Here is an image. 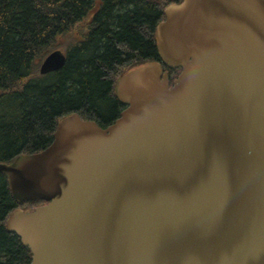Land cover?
<instances>
[{
    "label": "water",
    "instance_id": "water-1",
    "mask_svg": "<svg viewBox=\"0 0 264 264\" xmlns=\"http://www.w3.org/2000/svg\"><path fill=\"white\" fill-rule=\"evenodd\" d=\"M106 128L70 114L0 162L30 264H264V0H181ZM59 49L40 73L59 70ZM168 69H180L170 86Z\"/></svg>",
    "mask_w": 264,
    "mask_h": 264
},
{
    "label": "trees",
    "instance_id": "trees-1",
    "mask_svg": "<svg viewBox=\"0 0 264 264\" xmlns=\"http://www.w3.org/2000/svg\"><path fill=\"white\" fill-rule=\"evenodd\" d=\"M171 1L0 0V162L48 146L57 121L70 114L101 128L112 124L124 109L114 93L118 77L160 62L154 28ZM54 49L64 53V65L40 75ZM179 71L168 70L171 82ZM42 203L17 202L0 173V264H30L6 221L14 209Z\"/></svg>",
    "mask_w": 264,
    "mask_h": 264
},
{
    "label": "bare ground",
    "instance_id": "bare-ground-1",
    "mask_svg": "<svg viewBox=\"0 0 264 264\" xmlns=\"http://www.w3.org/2000/svg\"><path fill=\"white\" fill-rule=\"evenodd\" d=\"M38 71H39V74H40V75H46V74H48V73H51V72H48V73H45V74H41V73H40V65H39V69H38ZM52 72H54V71H52Z\"/></svg>",
    "mask_w": 264,
    "mask_h": 264
},
{
    "label": "flooded vegetation",
    "instance_id": "flooded-vegetation-1",
    "mask_svg": "<svg viewBox=\"0 0 264 264\" xmlns=\"http://www.w3.org/2000/svg\"><path fill=\"white\" fill-rule=\"evenodd\" d=\"M177 0H175V2H176ZM177 3V2H176Z\"/></svg>",
    "mask_w": 264,
    "mask_h": 264
}]
</instances>
